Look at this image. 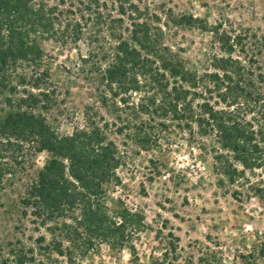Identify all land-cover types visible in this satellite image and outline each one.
<instances>
[{
	"label": "trees",
	"instance_id": "trees-1",
	"mask_svg": "<svg viewBox=\"0 0 264 264\" xmlns=\"http://www.w3.org/2000/svg\"><path fill=\"white\" fill-rule=\"evenodd\" d=\"M174 19L213 33L221 52L209 68L166 45L163 26L144 18L135 0H0V188L16 173L10 167L48 153L21 199L39 234L1 242L0 264H94L103 245L129 248L142 264L135 239L145 214L111 192L125 183L120 170L136 168V152L162 149L175 135L211 156L220 181L264 200V28ZM68 35L88 46L81 60L105 110H85L84 124L65 134L47 118L60 98L42 40L64 43ZM5 158L11 163L3 166ZM149 160L154 179L163 164ZM257 236L227 262L210 246L185 254L170 231L149 264H264Z\"/></svg>",
	"mask_w": 264,
	"mask_h": 264
},
{
	"label": "rangeland",
	"instance_id": "rangeland-1",
	"mask_svg": "<svg viewBox=\"0 0 264 264\" xmlns=\"http://www.w3.org/2000/svg\"><path fill=\"white\" fill-rule=\"evenodd\" d=\"M49 2L56 5L57 0ZM135 2L144 18L163 26V42L201 70L209 68L210 57L221 52L213 33L197 25L177 24L174 18L187 14L210 24L229 20L238 25L264 28V0ZM87 36L88 29H85L83 37ZM66 40L64 43L58 39L42 40V46L48 54L60 98L47 113V118L61 133L69 134L74 126L84 124L85 110L104 112L105 107L101 103L102 88L96 87L88 66L81 60V56L87 55L86 42L81 39L75 43L70 35ZM3 100L0 92V110L4 107ZM134 156L136 168L120 170L125 183L123 187L115 188L111 196L122 198L145 214L147 227L135 239L138 262L149 264L152 256H159L170 231L179 236L185 254L193 252L198 256L202 248L210 246L227 262L232 260L235 248L251 244L257 240V235L264 240V200L245 197L236 192L234 186L220 181L219 175L212 170L211 156L201 154L195 145L186 142L184 136L175 135L163 142L162 149L136 152ZM47 157V152H38L31 157V165L21 163L10 167L16 173H8L0 188V243L34 238L39 234L33 229L31 216L24 214L21 199L28 180ZM154 157L163 164L162 174L149 179L154 170L149 159ZM1 162L3 166L11 163L6 158ZM134 260L137 259L129 248L115 250L103 245L94 264H134Z\"/></svg>",
	"mask_w": 264,
	"mask_h": 264
}]
</instances>
